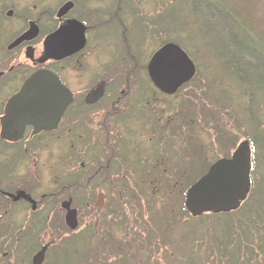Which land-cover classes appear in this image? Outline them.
<instances>
[{
	"label": "rangeland",
	"instance_id": "374dc122",
	"mask_svg": "<svg viewBox=\"0 0 264 264\" xmlns=\"http://www.w3.org/2000/svg\"><path fill=\"white\" fill-rule=\"evenodd\" d=\"M61 3L0 0V58L9 57L5 45L29 20L40 19L42 27L55 24L54 12ZM78 4L101 12L117 9L119 19L138 30L132 46L139 60H98L95 66L98 73H112L113 88L124 87L129 74V99L135 94L136 111L123 119L136 125L127 128L122 121L110 131L114 152L110 159L100 149L104 131L85 114L81 119L85 123H78L75 132L60 129L30 144L0 142V189L26 187L36 200L46 194L34 210L30 204L0 198V264H31L32 255L45 243L51 248L43 264H53L56 258L62 260L57 264H235L231 246L219 249L208 234L203 235L211 221L185 212L183 198L200 170L241 140H249L252 151L261 150L264 0H78ZM8 10H13L11 16H6ZM112 29L107 51L116 58L120 48L114 46L118 38ZM169 40L188 53L197 72L175 94L155 96L144 66ZM9 88L5 83L3 89ZM60 135L63 140L58 142ZM135 153L148 158L150 165ZM105 158L112 164L107 176L89 179ZM258 161L260 181L264 156ZM72 182L79 186L69 185ZM98 191L105 194V204L97 210L93 204ZM49 193L53 195L48 198ZM68 196L79 209L76 230L66 227L59 209Z\"/></svg>",
	"mask_w": 264,
	"mask_h": 264
},
{
	"label": "flooded vegetation",
	"instance_id": "af4514ba",
	"mask_svg": "<svg viewBox=\"0 0 264 264\" xmlns=\"http://www.w3.org/2000/svg\"><path fill=\"white\" fill-rule=\"evenodd\" d=\"M69 1L72 2L71 8L64 15L58 17L56 15L57 10L64 3ZM110 11L111 10L101 12V10L92 8H80L78 0H62V3L54 12L55 24L42 27L40 19L36 18L29 20L28 23L33 21L37 25V34L10 47V44L27 30V26L5 45V53L9 57L4 59L0 58V117L4 114L5 104L9 97L18 92L24 81H26L31 74L41 69L48 70L57 76L62 85L70 92L71 102L64 110L56 128L33 133V126L28 125L24 136L19 141L11 142L0 139V142L16 144L25 141L27 144H30L34 142L35 139L37 140L42 134H54L60 129L62 130V133H64V128L65 133L66 131L71 133L76 129L78 123H85L84 120L81 121L83 114H85L87 120L89 119L90 122L95 123L98 128L104 131L105 137L103 142L100 143L102 144L100 149L105 151V155L106 153L110 155L109 159L111 158L114 152L111 142L112 140L108 135L110 131L112 132V129L117 128V125L122 121L127 128H130V123H133L134 126L136 125V123H134L135 121L126 122L123 119V117L136 111V105H134L136 96L134 94L132 98L129 99L131 92L129 83L130 79L128 78L129 74L125 75L124 87L122 84L119 85V87L113 88L111 82V77L113 76L112 73L110 71L107 72L106 70L105 72L98 73L95 71V66L98 60H139V58L135 55L132 46L136 36L135 32L138 30L134 27L127 26L124 24V21L119 19V10L116 9L113 12ZM73 20L81 23L84 28L83 46L69 54H64L63 51L60 50L59 53L53 55L52 45L48 42V36L60 27L67 26L69 21ZM108 22H111L110 24H115L109 25ZM45 29H47L46 32H44ZM109 29H112L113 32L117 33L118 44H114V46L118 45L116 49L119 50L120 48V52H118L116 55L118 57L116 58H114V56L111 57L109 51H107L110 44V42H108ZM133 31L134 34L132 33ZM130 33L132 34L130 35ZM148 60H150V57ZM144 68L146 71V66H144ZM5 83L10 87L9 89H3ZM151 86L153 87L152 89L155 96H168L154 88L152 84ZM61 135L56 139L58 142L62 139ZM124 139L122 142L125 141ZM127 147L128 149L130 148L129 146ZM97 153L98 152L95 150V154ZM137 157H139V160H146L147 163L148 158L139 155ZM58 159L61 158L59 157ZM109 159L106 160L105 158L106 162L104 164H99L89 179L97 176L100 177L102 175L106 177L108 174L107 172L109 171L108 169L112 165ZM147 165L150 164L147 163ZM75 185L76 183L73 184V186ZM76 186H79V184ZM17 191H24L26 194L30 195V197L36 202L35 209L37 208L38 200H43V198L46 197V194H42L39 199L36 200L30 192L31 190H28L26 187H20L15 190L0 189V198L7 200L11 204H23L24 206L30 204L31 206V203L24 198L13 201L8 196L4 195V192L14 193ZM52 195L53 193H49L48 198ZM65 199H70L71 204H73L72 197L68 196ZM65 199L63 198L61 201ZM104 204L105 198L103 206ZM93 207L97 210L100 209L95 206V202ZM75 208H77L79 217V209L78 207ZM59 209L61 210L60 206ZM95 221H97L96 218ZM95 223L94 229L96 225ZM50 248L51 245L48 246L47 253Z\"/></svg>",
	"mask_w": 264,
	"mask_h": 264
},
{
	"label": "water",
	"instance_id": "95a60500",
	"mask_svg": "<svg viewBox=\"0 0 264 264\" xmlns=\"http://www.w3.org/2000/svg\"><path fill=\"white\" fill-rule=\"evenodd\" d=\"M72 2L64 3L58 10V17L64 15ZM7 16L12 15L8 10ZM83 26L78 21H69L48 36L53 55L63 51L69 54L83 46ZM35 22L28 23V29L17 37L11 46L37 34ZM147 73L153 85L165 94H174L182 85L190 81L196 73L193 61L176 43L168 42L158 48L147 64ZM88 99V97H87ZM71 102L69 91L57 77L48 70H37L22 84L19 91L9 97L4 114L0 117V138L17 141L24 135L27 125L33 126V133L54 129L65 108ZM251 153L248 140H241L229 157L215 160L207 171L195 180L185 191L183 205L192 215L205 213H225L235 210L246 198L251 185ZM13 201L20 198L31 203L34 210L36 202L24 191L4 192ZM104 194L99 192L95 206L104 203ZM65 210L64 222L67 228L78 227L77 210L71 208V200L60 203ZM49 244L42 245L31 257V264H43Z\"/></svg>",
	"mask_w": 264,
	"mask_h": 264
},
{
	"label": "trees",
	"instance_id": "16d2710c",
	"mask_svg": "<svg viewBox=\"0 0 264 264\" xmlns=\"http://www.w3.org/2000/svg\"><path fill=\"white\" fill-rule=\"evenodd\" d=\"M229 56L233 57V54L229 53ZM254 147L257 148V146ZM259 148L262 152L261 150L257 152L258 150L255 151L253 149L251 160V187L247 197L240 203L239 207L230 212L205 213L195 217L200 219L208 218L211 221V226L206 228L207 231L204 229L205 232L203 235L208 234L213 240L214 245L219 249L223 248L227 250L228 246H231L232 252L229 254L235 257V264H264V174L260 176L262 177L260 178L261 180L259 179L260 181H257L256 178V167L259 166L258 159L264 156V142H262V146ZM228 154L224 156H228ZM211 162L207 163L206 169ZM206 169H201L199 175L205 172ZM75 183L72 182L69 185ZM30 231L31 229L29 230V228L25 231L28 237ZM77 245L80 249H83V247L81 248L82 244ZM248 245L251 246V252L248 251ZM57 260L58 258H56L53 264H57L58 262L62 263V260Z\"/></svg>",
	"mask_w": 264,
	"mask_h": 264
}]
</instances>
